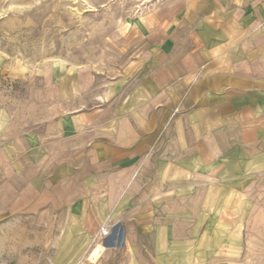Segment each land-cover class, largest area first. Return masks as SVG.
I'll return each instance as SVG.
<instances>
[{"label": "crops", "instance_id": "crops-1", "mask_svg": "<svg viewBox=\"0 0 264 264\" xmlns=\"http://www.w3.org/2000/svg\"><path fill=\"white\" fill-rule=\"evenodd\" d=\"M184 2L173 24L182 42L153 31L117 93L62 113L52 136L2 123L0 192L27 208H109L113 248L130 264H255L254 239L264 240V0H201L194 29L192 0ZM208 239L244 240L240 257L198 260L192 245Z\"/></svg>", "mask_w": 264, "mask_h": 264}, {"label": "rangeland", "instance_id": "rangeland-1", "mask_svg": "<svg viewBox=\"0 0 264 264\" xmlns=\"http://www.w3.org/2000/svg\"><path fill=\"white\" fill-rule=\"evenodd\" d=\"M200 2L192 0L193 29ZM184 7V0H0V126L10 121L17 133L52 136L62 113L88 109L134 77L153 31L182 42L173 24ZM13 185L24 187L17 178ZM17 196L0 192V264H130L111 234L100 236L103 226L113 231L109 208H27L15 205L23 202ZM254 240V263L264 264V240ZM243 242L200 240L193 256L239 258ZM99 245L105 249L92 258Z\"/></svg>", "mask_w": 264, "mask_h": 264}, {"label": "built area", "instance_id": "built-area-1", "mask_svg": "<svg viewBox=\"0 0 264 264\" xmlns=\"http://www.w3.org/2000/svg\"><path fill=\"white\" fill-rule=\"evenodd\" d=\"M110 234H111V230L109 228H107L106 226L105 227L103 226L101 228V230H100V236L102 238H105V237L109 236Z\"/></svg>", "mask_w": 264, "mask_h": 264}, {"label": "bare ground", "instance_id": "bare-ground-1", "mask_svg": "<svg viewBox=\"0 0 264 264\" xmlns=\"http://www.w3.org/2000/svg\"><path fill=\"white\" fill-rule=\"evenodd\" d=\"M104 249L105 247L103 245H99L98 248H96L95 251L92 253V258L95 257L97 254H100V252Z\"/></svg>", "mask_w": 264, "mask_h": 264}]
</instances>
